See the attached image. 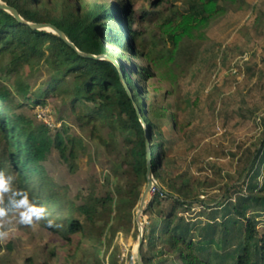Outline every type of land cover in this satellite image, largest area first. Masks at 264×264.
Listing matches in <instances>:
<instances>
[{"label":"trees","instance_id":"1","mask_svg":"<svg viewBox=\"0 0 264 264\" xmlns=\"http://www.w3.org/2000/svg\"><path fill=\"white\" fill-rule=\"evenodd\" d=\"M2 1L27 21L54 24L82 52L116 59L110 49L123 50L122 41L133 56L141 54L131 40L135 35L141 38L138 29L129 28L137 18L131 0L76 6L71 0ZM198 1L199 11L183 13L181 21L167 29L173 34L172 54L151 60L142 69L145 77L156 69L161 77L174 79L180 64L187 70L206 38L207 26L238 0ZM123 65L132 95L113 61L82 55L57 33L33 28L0 6V72L10 78L6 85L0 81V170L14 175L15 186L26 189L61 225L48 228L38 223L58 237V243L49 248V262L43 264H125L113 242L119 233L138 237L136 210L147 184L148 142L154 176L168 187L156 188L146 207L144 263L264 264V223L257 225L264 215V181L259 179L264 140L244 167L242 178L212 205L205 196L214 183L207 176L168 175L171 157L162 126L179 122L173 114L164 119L166 109L149 103L134 79L135 66ZM34 79L41 80L38 88ZM48 98L61 102V114L74 116L80 129L91 126L93 154L98 158L99 152L104 153L111 159L102 192L94 185L72 198L69 185L49 173L46 163L53 154L75 173L88 149L64 121L50 128L19 111L31 103L32 108L45 105ZM195 205L202 207L195 219L184 214L190 215ZM25 262L32 264L31 257Z\"/></svg>","mask_w":264,"mask_h":264},{"label":"rangeland","instance_id":"2","mask_svg":"<svg viewBox=\"0 0 264 264\" xmlns=\"http://www.w3.org/2000/svg\"><path fill=\"white\" fill-rule=\"evenodd\" d=\"M93 1L107 0H71L75 6ZM131 1L137 18L129 28L141 32V38L135 35L131 40L141 54L133 56L122 41L123 50H110L119 61L135 66L134 79L149 103L155 102L166 109L164 119L173 114L174 120L179 122L173 126L169 121V125L162 126L163 140L171 157L168 175L207 176L214 185L205 197L215 205L217 199L226 196L227 187L241 177L250 157L264 140V0H238L236 5L228 6L224 14L207 26L206 38L195 62L185 71V66L180 64L174 79L161 77L156 69L154 75L145 77L142 69L149 66L151 60L172 54L173 34L167 29L180 22L183 13L199 11L200 1ZM145 11L149 14L142 17ZM0 81L6 85L10 78L0 72ZM32 82L38 88L41 80ZM60 107L62 104L56 98H48L45 105L37 104L32 108L31 103L19 111L50 128L60 127L65 122L71 133L85 141L88 154L79 159L75 173L55 154L46 163L53 178L69 185L72 198L94 185L102 192L104 174L110 168L111 159L100 152V156L95 157L94 142L89 138L91 126L80 129L74 116L65 117ZM142 122L146 126L144 119ZM178 125L182 129H178ZM259 179L264 181V165ZM157 182L160 187H168L164 182ZM200 209V205H195L188 211L190 215L186 211L184 214L195 219ZM144 218L146 223V212ZM258 219L257 225L261 227L264 215ZM137 238L130 233H119L114 239L125 264H138L134 251ZM55 243L58 237L39 224L29 228L15 223L10 238L0 244V264H27L26 257H31L32 264L49 262V248Z\"/></svg>","mask_w":264,"mask_h":264},{"label":"clouds","instance_id":"3","mask_svg":"<svg viewBox=\"0 0 264 264\" xmlns=\"http://www.w3.org/2000/svg\"><path fill=\"white\" fill-rule=\"evenodd\" d=\"M44 222L48 228H60L46 206L35 202L26 189L15 186V176L0 170V244L6 242L14 224L34 228Z\"/></svg>","mask_w":264,"mask_h":264},{"label":"water","instance_id":"4","mask_svg":"<svg viewBox=\"0 0 264 264\" xmlns=\"http://www.w3.org/2000/svg\"><path fill=\"white\" fill-rule=\"evenodd\" d=\"M0 6L2 8H4V9L10 11L12 14H14L21 22L29 24L33 28L40 29V30H49V31H53V32L57 33L68 44H70L73 48L77 49L78 52L80 54H82V55H85V56H88V57H92V58H98V59L106 58L108 60L113 61L120 68L122 79H123L124 83L126 84L130 94L132 95L131 88L128 85V83L126 81V78H125V66L123 65V63H118L117 60L115 61L113 57L108 56L106 54L96 55V54L82 52L76 47V45L72 41H70L67 38L65 33L61 29L57 28L54 24L27 21L20 15V13L18 12V10L15 7H13L11 5H8L6 2H4L2 0H0ZM138 110H139V114H141L139 107H138ZM141 119L143 120L144 118L141 117ZM146 126H147V124H146ZM246 174H247V172L245 173V175ZM158 187H160V186H159V183L157 182V179L154 176L152 152H151L150 145H149V142H148L147 184H146L145 189H144V191L142 193L141 200H140V203H139V206H138V210H137V214H136V220H137V223H138V226H139V234H138V238H137L136 245H135V247H136L135 253H136L138 264H145L144 260H143V257H142V254H141V249H140L141 245H142V242L144 240L145 230H146V223H145L144 216H145V212H146V207H147L148 203L150 202V200L152 198V192Z\"/></svg>","mask_w":264,"mask_h":264},{"label":"bare ground","instance_id":"5","mask_svg":"<svg viewBox=\"0 0 264 264\" xmlns=\"http://www.w3.org/2000/svg\"><path fill=\"white\" fill-rule=\"evenodd\" d=\"M114 60H115V61L117 60L118 63H123V62L119 61L118 59H115V58H114ZM135 249H136V247H135ZM134 251H136V250H134ZM132 264H134V262H132Z\"/></svg>","mask_w":264,"mask_h":264},{"label":"built area","instance_id":"6","mask_svg":"<svg viewBox=\"0 0 264 264\" xmlns=\"http://www.w3.org/2000/svg\"><path fill=\"white\" fill-rule=\"evenodd\" d=\"M133 255H134V256H132V260H134V259H135V254L133 253Z\"/></svg>","mask_w":264,"mask_h":264}]
</instances>
